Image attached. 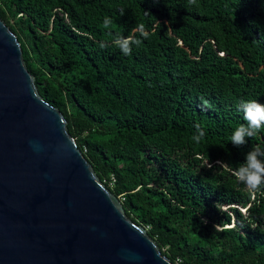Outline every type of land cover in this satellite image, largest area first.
Listing matches in <instances>:
<instances>
[{
  "label": "trees",
  "instance_id": "1",
  "mask_svg": "<svg viewBox=\"0 0 264 264\" xmlns=\"http://www.w3.org/2000/svg\"><path fill=\"white\" fill-rule=\"evenodd\" d=\"M0 17L40 95L160 251L264 264V190L233 175L264 131L230 141L240 102L264 103V0H0ZM140 24L148 38L124 55L114 38Z\"/></svg>",
  "mask_w": 264,
  "mask_h": 264
},
{
  "label": "water",
  "instance_id": "2",
  "mask_svg": "<svg viewBox=\"0 0 264 264\" xmlns=\"http://www.w3.org/2000/svg\"><path fill=\"white\" fill-rule=\"evenodd\" d=\"M0 264H175L40 95L1 17Z\"/></svg>",
  "mask_w": 264,
  "mask_h": 264
},
{
  "label": "clouds",
  "instance_id": "3",
  "mask_svg": "<svg viewBox=\"0 0 264 264\" xmlns=\"http://www.w3.org/2000/svg\"><path fill=\"white\" fill-rule=\"evenodd\" d=\"M189 5H196L197 0H187ZM123 15V12H121ZM113 23L110 17H105L103 25L106 29ZM136 35H117L114 38V45L120 49L124 55H130L132 47L140 46L143 38H148L149 33L145 30L143 24L136 28ZM240 109L243 113V123L235 127L231 133L230 141L240 147L248 142L249 138L256 136L264 131V103L256 99H247L240 102ZM197 134L193 139L198 143L205 136V131L196 125ZM233 175L237 181L247 187L250 192L256 193L264 190V145H255L251 147L244 155L242 163L235 168Z\"/></svg>",
  "mask_w": 264,
  "mask_h": 264
},
{
  "label": "built area",
  "instance_id": "4",
  "mask_svg": "<svg viewBox=\"0 0 264 264\" xmlns=\"http://www.w3.org/2000/svg\"><path fill=\"white\" fill-rule=\"evenodd\" d=\"M175 264H179V259H177V263H175Z\"/></svg>",
  "mask_w": 264,
  "mask_h": 264
}]
</instances>
